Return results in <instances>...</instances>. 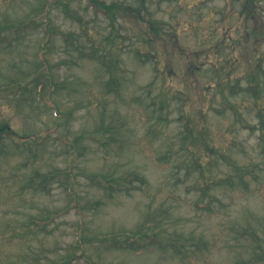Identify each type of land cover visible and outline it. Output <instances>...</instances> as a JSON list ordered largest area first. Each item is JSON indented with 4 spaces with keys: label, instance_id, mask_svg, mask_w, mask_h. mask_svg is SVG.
Here are the masks:
<instances>
[{
    "label": "rangeland",
    "instance_id": "obj_1",
    "mask_svg": "<svg viewBox=\"0 0 264 264\" xmlns=\"http://www.w3.org/2000/svg\"><path fill=\"white\" fill-rule=\"evenodd\" d=\"M103 1L133 9L116 11L112 26L90 0H0V21L29 19L0 34V118L20 134L48 132L33 150L3 140L0 264H59L70 254L68 264H264L250 259L252 233L264 241V0L248 20L242 0ZM249 28L261 36L247 39ZM41 56L53 86L29 79L22 97L11 80ZM252 73L259 99L247 90ZM187 126L195 144L183 139ZM35 171L48 174L39 192L25 187ZM98 175L124 189H106ZM149 226L176 251L99 238Z\"/></svg>",
    "mask_w": 264,
    "mask_h": 264
},
{
    "label": "trees",
    "instance_id": "obj_2",
    "mask_svg": "<svg viewBox=\"0 0 264 264\" xmlns=\"http://www.w3.org/2000/svg\"><path fill=\"white\" fill-rule=\"evenodd\" d=\"M260 0H242V9H240V13L245 17L246 20L250 19L252 16H255V12L257 10V4ZM90 2H92L95 5V9L98 11H102L110 20V22L112 23V26H114L116 23V11H119L120 8H122L123 10L127 11V10H131L133 8L129 7V6H123V5H119L116 3H106L103 0H90ZM44 8V7H43ZM137 10V9H135ZM42 16L44 17V26L45 29L48 33L49 31V26L51 25L48 22L47 19V15H48V10L45 9L42 12ZM31 20H34V18L32 17ZM29 21V19L27 17H23L22 19H18L14 22H12V25H9L10 23L5 22V21H0V34L2 33L3 28H8L9 33H13L15 30L20 29L19 27L22 25L27 24ZM42 25V24H41ZM150 28L152 31H154L153 33L155 35H157L156 31L157 28L151 24ZM115 27H112L111 30V37H115ZM247 33L248 35H246L245 37L247 39L250 38L249 35H253L255 37H260L261 36V32L259 31H253L252 29H247ZM66 37V36H65ZM249 37V38H248ZM257 38V39H258ZM47 40V39H46ZM45 40V41H46ZM144 40H146V38H144ZM102 57V56H101ZM104 57L106 58H110L109 57V52H106L104 50ZM41 60L38 61V67L32 71L27 73L26 75H24V78H18L15 80H11L13 85H17L20 88H23L21 92H19L18 94L22 97H25L28 93H29V89L26 88V83L29 79H37V80H41V79H46L50 82V87L53 86L52 84V80H53V74L48 62V59L45 58L44 56H41L40 58ZM111 59V58H110ZM108 71H109V77H108V81L111 82L112 80H115V76H114V65L113 64H109L108 65ZM248 86H247V90H251L252 92H254L255 94L258 95V99L260 98V86H261V80H260V75L257 73H252L249 78H248ZM236 85L231 86V92L232 94H234V91L236 89ZM49 89V88H48ZM4 90V88H2L0 91ZM50 90V89H49ZM16 95V94H15ZM227 98V97H226ZM226 103L227 105H230L232 108L234 107V104L232 101H230L228 98L226 99ZM142 111V115L144 116V120H148L147 114H146V106L141 108ZM258 116L260 118V122L262 124V126L264 125V107L263 106H258ZM47 130L46 129H42L37 133H22L20 134L19 131H17L15 128H13L4 118L1 119L0 118V157L2 155H4L3 153V140L6 137H11V139L15 142L14 145H16L17 148H20L22 146H26V149L28 150H33L34 144L36 143H40V138L45 136L47 134ZM93 134L98 137L100 140L102 141H106V137L105 134L103 133V129H98L97 131H94ZM200 134H202L200 132ZM108 139H114L113 136L109 137ZM184 140H187V144H195L196 142V137L193 135V130L191 129V127L189 128L188 126L186 127V131L185 134L183 136ZM190 143V144H189ZM187 147V146H185ZM192 157L191 160H189V165L194 166V167H199L200 163L198 162V160L196 159L194 154L190 155ZM244 170V169H243ZM247 171V169H246ZM134 180L137 181V179L139 180V183L142 184L144 182V177L140 176V174H134ZM48 177V174H41L38 171L33 172L28 178H27V182L25 183V187H30L33 188L34 191L39 192L43 189V187L45 186V184L43 185V181L46 180V178ZM97 180L99 182H101V184L108 190H122L124 189V184L121 181V178H119V180H114V179H106L101 175H98ZM125 181V180H124ZM233 182V180H232ZM237 182H239V185H241L242 183L247 185L248 182L245 179L244 174H241L240 176H238L237 178ZM233 186V184L231 185ZM152 230V231H151ZM101 239V241L103 240L104 242H110L113 245H117L119 247L122 248H130L132 250H142L144 247L150 246L154 243L160 244L158 246H171L175 251L177 249V245L175 246V243H177L174 239L172 238H168L165 236H161L159 232H155L153 230V227H146L144 230L143 228H139L136 230H132V231H128V230H123V231H118V232H113V233H107L106 235H102L99 237ZM263 240L261 237L257 236L256 234L252 233V238H251V256L250 259L252 261H263L264 260V245H263ZM74 256V254H70L68 256H65L64 260L59 262V264H68L69 262H71V258ZM66 261V262H65Z\"/></svg>",
    "mask_w": 264,
    "mask_h": 264
}]
</instances>
